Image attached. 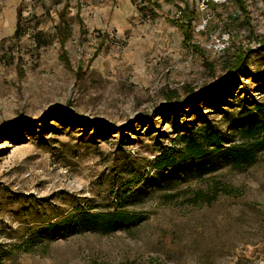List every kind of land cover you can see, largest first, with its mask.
<instances>
[{"label":"rangeland","instance_id":"1","mask_svg":"<svg viewBox=\"0 0 264 264\" xmlns=\"http://www.w3.org/2000/svg\"><path fill=\"white\" fill-rule=\"evenodd\" d=\"M196 1L0 0V264H264V150L241 170L153 179V144L176 134V113L156 111L165 91H211L242 46L255 75L230 88L264 96V0ZM189 20L198 50L175 23ZM128 153L144 179L120 203L110 190ZM217 181L232 192L193 199ZM114 208L140 220L70 225Z\"/></svg>","mask_w":264,"mask_h":264},{"label":"trees","instance_id":"2","mask_svg":"<svg viewBox=\"0 0 264 264\" xmlns=\"http://www.w3.org/2000/svg\"><path fill=\"white\" fill-rule=\"evenodd\" d=\"M175 23L184 34V44L198 50V46L190 40V20ZM255 40L264 46V35L255 36ZM249 51L250 47L236 48L231 59L225 61L226 78L211 91L186 83L181 91L170 88L164 92L165 101L156 111L159 114L176 113L173 122L176 134L171 138V144L159 141L153 144L156 153L151 166L155 171L153 179L156 186H171L175 180L174 171L182 172L186 177L203 178L225 164L241 170L257 162L259 153L264 150V96H237L234 93L239 86L230 88L232 80H238L240 75H255L246 64ZM205 109L207 111L204 112ZM125 138L127 136L122 134L121 141ZM121 159L123 162L119 165L124 166L120 168L130 176L117 179V186L110 190L120 203L129 194L131 185L144 179V174L139 172V164L134 165L129 153ZM220 192L231 193L232 188L223 181H217L209 191L196 190L193 199L209 204ZM138 220L140 217L135 212L114 208L83 211L70 225L112 231Z\"/></svg>","mask_w":264,"mask_h":264},{"label":"built area","instance_id":"3","mask_svg":"<svg viewBox=\"0 0 264 264\" xmlns=\"http://www.w3.org/2000/svg\"><path fill=\"white\" fill-rule=\"evenodd\" d=\"M224 2L225 0H197L196 4L197 7L199 8V10L204 11L207 9L209 2ZM180 13V11H179ZM207 23V17L206 16H202L201 19L199 20V22L196 24V29L200 30L203 29L204 26ZM227 40V36H222L221 40H219V42L216 44V48H222L225 45V41Z\"/></svg>","mask_w":264,"mask_h":264},{"label":"crops","instance_id":"4","mask_svg":"<svg viewBox=\"0 0 264 264\" xmlns=\"http://www.w3.org/2000/svg\"><path fill=\"white\" fill-rule=\"evenodd\" d=\"M99 9H97V11H98ZM102 11H105V9L104 10H102Z\"/></svg>","mask_w":264,"mask_h":264}]
</instances>
